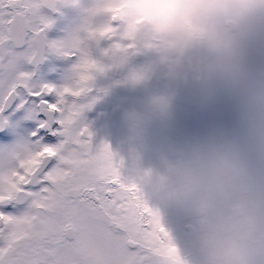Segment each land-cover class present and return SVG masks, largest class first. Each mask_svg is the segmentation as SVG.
<instances>
[{"label":"clouds","instance_id":"1","mask_svg":"<svg viewBox=\"0 0 264 264\" xmlns=\"http://www.w3.org/2000/svg\"><path fill=\"white\" fill-rule=\"evenodd\" d=\"M64 3L84 13L63 38L69 45L77 40L83 45L89 28L109 27L117 41L110 53L114 64L133 52L153 57L130 69L125 83L146 84L163 69L172 80H195L205 91L223 90L239 103V132L162 151L158 165L143 162L149 126L154 120L171 122L172 96L153 93L142 111L125 114L128 177L158 214L178 257L160 255L158 264H264V0ZM75 75L72 68L68 84ZM30 150L26 138L0 150V174L14 170ZM169 217L181 225L182 238L167 226Z\"/></svg>","mask_w":264,"mask_h":264},{"label":"snow or ice","instance_id":"2","mask_svg":"<svg viewBox=\"0 0 264 264\" xmlns=\"http://www.w3.org/2000/svg\"><path fill=\"white\" fill-rule=\"evenodd\" d=\"M57 2L0 0V124L23 108L33 118L44 114L40 129L55 122L60 137L32 141L27 157L0 174V264H158L163 254L178 260L158 214L123 174V159L107 142H92L82 114L95 98H78L88 96L93 73L104 68L81 41L48 39L53 21L41 8ZM87 31L88 38L113 37L109 27ZM49 52L77 57L71 84L41 83L24 69ZM24 202L23 211L6 210Z\"/></svg>","mask_w":264,"mask_h":264},{"label":"rangeland","instance_id":"3","mask_svg":"<svg viewBox=\"0 0 264 264\" xmlns=\"http://www.w3.org/2000/svg\"><path fill=\"white\" fill-rule=\"evenodd\" d=\"M68 34L69 32L64 36ZM86 43L85 41L84 48L93 59L94 53L87 50ZM110 53L108 48L96 52L99 64L104 68L100 71L102 93L90 95V98H95L94 102L97 103V107H100V124L106 132L103 142H107L112 150L116 151L118 159H124L120 155L128 156L130 159L125 114L133 109L142 111L148 97L153 93L167 92L172 96V118L167 126L158 120L151 122L148 131V148L144 151L143 157L145 166L158 165L159 154L162 151L180 148L191 141L203 139L212 134L235 133L241 130L242 112L234 96L223 90L207 92L192 79L172 80L163 74V69H157L146 84L132 86L124 82L130 69L149 63L153 57L130 53L124 63L114 64ZM76 60L77 57L73 62ZM66 84L68 82L60 86ZM113 94L115 95L109 96ZM106 111L109 113L107 114ZM110 140H113L114 144H111ZM58 141L54 140L51 143ZM123 170L125 171L123 174L129 175V167ZM168 225L178 239L182 238V232L176 227L180 225L176 219L169 217Z\"/></svg>","mask_w":264,"mask_h":264},{"label":"flooded vegetation","instance_id":"4","mask_svg":"<svg viewBox=\"0 0 264 264\" xmlns=\"http://www.w3.org/2000/svg\"><path fill=\"white\" fill-rule=\"evenodd\" d=\"M90 2L91 0H81V3L85 6H87ZM41 12L43 15L50 17L53 21L51 27L47 30L46 33L49 40L63 39L64 37H66L64 35L67 32L72 31L81 22V18L84 15L80 7L59 2V0L55 5V9L44 6L41 8ZM81 35L84 34L82 33ZM86 42L87 50L93 51V59L99 63L96 52L100 50L104 51L105 48H108V51L111 52L114 44L117 41L115 37H111L99 39L88 38ZM82 47H85L84 44L82 45ZM140 54L143 55L144 53ZM75 58L76 56H64L56 54L54 52H49L47 53L46 58L42 60L38 65L25 64L24 69L33 72V79L36 81H39L41 83H51L60 86L62 83L68 82L70 70L76 63L73 62ZM101 88L102 82L100 79V71L94 72L93 80L91 81V90L88 96L86 98H78V101L80 100V102L85 103L92 101L93 98H90V95H94L95 93L101 94ZM103 92L105 93V91ZM114 95L115 94L109 96ZM48 98L55 100L54 96ZM97 106V103L94 102L92 106L90 108H86L82 114L84 123L88 126L90 132L92 133V142L94 146H99L101 142H103L106 138L105 129L104 127H101L100 124V107ZM6 115L8 116L7 122L4 124H0V150L11 145L14 140L20 138H26L31 142L36 139H40L41 142L49 144H52L51 141L60 139L59 135L55 131L58 127L55 122L44 129H40L38 127L41 120L46 118L42 113H37L33 118L26 114L25 109L21 108L12 111L11 113H6ZM33 132L38 133V136L34 137L32 135ZM109 142L111 144H114L113 140H110ZM113 152L116 153V151ZM120 156L124 158V167L122 168L123 172V169L129 167L131 159H129L128 156ZM26 207L27 202L16 204L15 207L12 204H9L6 206V210L12 212L23 211ZM167 226L170 227L168 224ZM176 227L181 231V225Z\"/></svg>","mask_w":264,"mask_h":264},{"label":"water","instance_id":"5","mask_svg":"<svg viewBox=\"0 0 264 264\" xmlns=\"http://www.w3.org/2000/svg\"><path fill=\"white\" fill-rule=\"evenodd\" d=\"M137 55V54H136ZM140 56H142V54H139Z\"/></svg>","mask_w":264,"mask_h":264}]
</instances>
